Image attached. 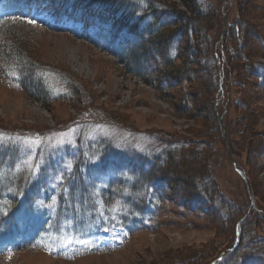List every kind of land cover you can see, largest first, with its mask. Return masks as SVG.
<instances>
[{
	"label": "rangeland",
	"instance_id": "rangeland-1",
	"mask_svg": "<svg viewBox=\"0 0 264 264\" xmlns=\"http://www.w3.org/2000/svg\"><path fill=\"white\" fill-rule=\"evenodd\" d=\"M160 1L186 13L192 6L190 0ZM201 1L218 8L220 14L221 33L214 41L216 68L207 64L210 48L205 53L197 52L196 62L191 65L196 78L179 82L170 90H157L117 67L83 34L85 23L31 11L30 20L41 21L44 28L26 31L25 38L36 60L58 70L44 71L52 97L64 93L63 70L82 81L86 91L75 102L43 103L0 84V141L7 137L19 149L12 150L8 158L1 155L0 162H10L16 170L27 167L44 189L42 201L35 204L37 210L20 218L18 215L21 221L12 224L14 230L20 227L23 233L8 235L0 245V264H207L217 255L226 256L233 247L229 245L234 219L229 221L224 214L238 209L237 213H249L253 208L254 213L264 215V88L247 73L243 60L229 57L228 52L223 54L220 46L228 25L245 22L243 26H252V33L246 32L245 47L239 49L252 54L254 60L264 61L260 47L264 45V0ZM3 3L0 0V17L13 13L12 8L1 7ZM209 22L203 30L207 44L213 35L212 21ZM73 23L75 32L68 29ZM254 33L262 35L263 43H257ZM229 42L235 45L236 40ZM223 59L227 63L223 64ZM236 63L243 65L237 68ZM214 69L217 79L213 77ZM188 91L195 92L194 97L197 94L192 106L180 101ZM237 98L244 105L237 103ZM153 131L172 137L214 138V148L199 150L192 146L187 148L189 153L175 154L174 159L177 162L185 158L188 172L194 163L201 165L198 172L202 180L197 171L192 178L207 184L205 175L212 177L217 193L229 205L223 209L218 206L212 213H204L202 208L191 211L179 205V192H174L176 203L169 210L170 216L163 218L164 225L135 232L128 239L127 228L115 226L108 216H98L101 211L84 212L83 216H74L67 209L59 212L56 179L69 169L81 134L92 144L116 137L129 141L130 147L143 149ZM234 164L246 173V180ZM8 169L6 165L1 171ZM107 175L97 174L101 184ZM172 177L177 178L174 174ZM180 177L178 189L185 187V175ZM79 193L80 189H76L74 197ZM12 213L16 219L17 209ZM249 228L253 236L264 237V224L256 217ZM28 240L36 247H25Z\"/></svg>",
	"mask_w": 264,
	"mask_h": 264
},
{
	"label": "trees",
	"instance_id": "trees-1",
	"mask_svg": "<svg viewBox=\"0 0 264 264\" xmlns=\"http://www.w3.org/2000/svg\"><path fill=\"white\" fill-rule=\"evenodd\" d=\"M8 1L21 5L46 2L63 15L87 19L91 25L92 42L96 47L125 73L157 90H170L179 82L194 80L196 74L191 65L196 62L197 52L205 53L210 48V52L207 51V64H213L216 68L214 41L221 33L220 14L218 8L213 9L210 3L204 4L201 0H190L192 6L189 13L160 0ZM209 21H212L213 35L211 39H207V44L203 30L210 24ZM243 24L245 22L228 25L220 43L221 51L223 54L228 52L231 58L233 55L237 60H243L244 65L236 63V67L241 68L243 65L247 73L257 79V85L264 88V61L254 60L252 54L248 55L239 49L241 46L245 47L246 32L252 33V26L244 27ZM42 29L40 25L22 18L9 16L0 21V84L19 90L43 103L54 100L75 102L84 96L82 91H86L85 84L63 70L64 93L54 99L44 71L46 68L55 72L58 70L56 67L41 64L33 56L32 49L28 48L26 31ZM254 35L257 43H263L260 33ZM195 40L200 46H196ZM229 40H236L235 45ZM261 45L264 52V45ZM151 51L153 53L149 56ZM225 63L227 59H223V64ZM217 75L214 69V79H217ZM200 91L198 90L199 95ZM169 95L173 96L171 93ZM194 95L195 92L188 91L180 96V101L192 106L197 98V94L196 97ZM236 102L243 104L238 98ZM208 111L211 114L210 108ZM216 128L220 129L218 123ZM147 138V148L140 149L130 147L129 141H120L116 137L99 139L92 144L81 134L76 140L78 153L70 158L69 169L63 172L56 186L58 192L55 196L59 212L67 209L74 216H83L84 212L101 211L97 213L98 216H108L115 225L129 226L130 237L134 232L156 230L164 225L163 218L170 216L169 210L176 203L174 192H179V205L182 208L187 206L191 211L202 208L204 213H212L218 206L223 209V206L229 205H225V197L222 198L217 193L212 177L205 175L207 184H200L192 178V173L195 172L198 173L199 180H202L198 172L202 170L201 165L194 163L195 169L190 168L191 172H188L185 170L188 164L185 158L177 162L174 159L175 154L189 153L187 148L192 146L199 150L214 148V138L172 137L160 131H153ZM12 150L16 149L0 142V156L8 158ZM9 163L0 162L2 233L11 229L15 223L12 210L21 209L19 215L27 213L43 187L42 182L33 178L32 171L27 167L22 166L16 170ZM6 165L9 169L2 172ZM97 174H108L104 183L99 182ZM173 174L177 176L176 179L172 177ZM182 175H185L186 188L178 189L176 185ZM76 189H80V195L74 197ZM239 211L238 209L237 212ZM250 211L224 214L227 220L234 219L229 246L234 244L238 229L239 240L236 248L218 264H264V237L249 233L252 218L256 217L264 224V215L254 213L253 208ZM242 218L244 220L238 225Z\"/></svg>",
	"mask_w": 264,
	"mask_h": 264
},
{
	"label": "water",
	"instance_id": "water-1",
	"mask_svg": "<svg viewBox=\"0 0 264 264\" xmlns=\"http://www.w3.org/2000/svg\"><path fill=\"white\" fill-rule=\"evenodd\" d=\"M234 166L236 167L237 171L240 173V175L242 176V178H243L244 180H246V179H247L246 174H245L242 170H240V169L237 167L236 164H234ZM247 190L249 191V187H248V185H247ZM250 198H252L251 195H250Z\"/></svg>",
	"mask_w": 264,
	"mask_h": 264
},
{
	"label": "snow or ice",
	"instance_id": "snow-or-ice-1",
	"mask_svg": "<svg viewBox=\"0 0 264 264\" xmlns=\"http://www.w3.org/2000/svg\"><path fill=\"white\" fill-rule=\"evenodd\" d=\"M33 21H30V23H32Z\"/></svg>",
	"mask_w": 264,
	"mask_h": 264
}]
</instances>
